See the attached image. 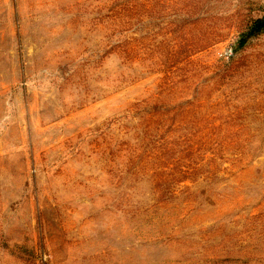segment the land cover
Returning a JSON list of instances; mask_svg holds the SVG:
<instances>
[{"label": "rangeland", "instance_id": "obj_1", "mask_svg": "<svg viewBox=\"0 0 264 264\" xmlns=\"http://www.w3.org/2000/svg\"><path fill=\"white\" fill-rule=\"evenodd\" d=\"M264 0H0V264H264Z\"/></svg>", "mask_w": 264, "mask_h": 264}, {"label": "trees", "instance_id": "obj_2", "mask_svg": "<svg viewBox=\"0 0 264 264\" xmlns=\"http://www.w3.org/2000/svg\"><path fill=\"white\" fill-rule=\"evenodd\" d=\"M264 33V15L260 18L254 19L252 23L247 27L244 34L241 35L239 42L240 46L243 47L250 39L258 34Z\"/></svg>", "mask_w": 264, "mask_h": 264}]
</instances>
